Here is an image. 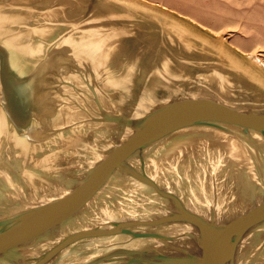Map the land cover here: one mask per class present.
<instances>
[{
	"label": "water",
	"instance_id": "obj_1",
	"mask_svg": "<svg viewBox=\"0 0 264 264\" xmlns=\"http://www.w3.org/2000/svg\"><path fill=\"white\" fill-rule=\"evenodd\" d=\"M111 1L0 0V264H264V197L218 222L217 191L206 204L163 179L189 182L182 170L147 173L178 152L241 146L254 176L243 157L206 186L221 205L236 198L225 181L260 186L257 87L190 53L157 51L152 64L133 42L139 23Z\"/></svg>",
	"mask_w": 264,
	"mask_h": 264
},
{
	"label": "rangeland",
	"instance_id": "obj_2",
	"mask_svg": "<svg viewBox=\"0 0 264 264\" xmlns=\"http://www.w3.org/2000/svg\"><path fill=\"white\" fill-rule=\"evenodd\" d=\"M112 1L126 11L123 16L139 23L142 34L133 42L147 45L152 64L160 61L157 51L190 53L189 64L215 66L238 83L257 87L245 88L253 91L252 100L264 104V0ZM146 29L152 35H145Z\"/></svg>",
	"mask_w": 264,
	"mask_h": 264
},
{
	"label": "bare ground",
	"instance_id": "obj_3",
	"mask_svg": "<svg viewBox=\"0 0 264 264\" xmlns=\"http://www.w3.org/2000/svg\"><path fill=\"white\" fill-rule=\"evenodd\" d=\"M140 5V4H139ZM137 6V5H136ZM66 115V114H64ZM66 119V117H65ZM236 129H238V127H234ZM234 147H238L237 145H235ZM239 152L238 156L237 153L235 152L234 154L231 152L230 154L227 155L226 151L222 148H216L214 149L215 151H211V149L208 150V157L206 160H201V159H197L195 161H192L191 159H188L192 153L193 150H191L188 154L186 155H181L180 152H178L176 155L173 156V158H169L167 160V162H162V163H158V162H153L150 166L149 169H147V173H153V172H158L160 173L161 169H164V167H169V168H178L179 171L182 170V172L184 173V175L187 178H190L189 182L186 180H183V183L177 182L175 179H173V183H171L170 177L167 175L163 176V179L165 180V182L169 185V187L171 186V188H175V190L177 191L178 194H181V192H183V190L185 188H188L189 184L192 187V191L195 194V196L197 197V199H201V201H203L206 204H209L211 202V198L214 195V192L217 191L220 187H213V190H210L209 188H207L206 186V180L207 178L211 177L213 179H216L217 176H220V171H226V175L228 174H232L233 169L231 170L232 165L229 164L230 162H238L241 161L240 158H245V160H247V163L249 164V167L251 169V173L255 174V172L252 171L253 167H254V160L250 159L251 158V154H253V152L248 149L247 147H238ZM201 156H203V151H200ZM102 156V153H99L98 158H100ZM186 159H187V163H186ZM131 161H126L121 165L122 169H127L129 168V164ZM193 162H195V165L193 166ZM132 163H136V161L133 159ZM159 165V169L156 171V167L157 165ZM224 164V165H223ZM200 165V166H199ZM172 168V170H173ZM149 170V171H148ZM192 170H194L195 174L194 176L197 177V179L200 180L202 187V192L201 189L198 185V183L194 184L191 180L192 176ZM123 171V170H121ZM146 171V169H145ZM154 175V174H153ZM195 177V178H196ZM162 178V177H161ZM253 177L250 178H246V177H241L238 180V183H235L233 185H231L230 182H224L225 183V187L228 189L227 192H230V194L232 195L234 192L236 193L235 195V199L231 202H225L223 205H221L220 202H224V200L226 201L228 197L223 198V196H220V192L216 195L218 196L217 200V207L219 209H221L222 214H219L224 217V219H222L220 216L215 215V219L220 222L222 220H226L228 217L235 215L243 210H245L246 208L250 207L251 205L255 204L257 201H259L261 198L264 197V180L263 182L260 181V186H257L254 184L253 181H251ZM130 180V179H129ZM188 182V183H187ZM259 182V181H257ZM128 184V183H126ZM145 184V183H144ZM142 184L140 181L137 180H131L129 182L128 186H135L139 189V191H143L145 194H148L152 191L151 187H148L146 185ZM193 185H196V187H193ZM175 186V187H174ZM216 186V183H215ZM212 188V187H211ZM187 193H189L186 190ZM191 194V192H190ZM229 194V195H230ZM192 197V196H190ZM103 211L107 212L110 211L108 206H104L103 207ZM262 226H264V222L262 223ZM257 227V226H256ZM254 229V228H253Z\"/></svg>",
	"mask_w": 264,
	"mask_h": 264
}]
</instances>
